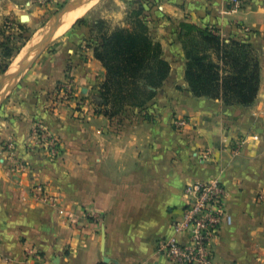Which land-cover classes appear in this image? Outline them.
Masks as SVG:
<instances>
[{
  "label": "crops",
  "instance_id": "crops-1",
  "mask_svg": "<svg viewBox=\"0 0 264 264\" xmlns=\"http://www.w3.org/2000/svg\"><path fill=\"white\" fill-rule=\"evenodd\" d=\"M142 1L136 9L145 8L150 37L170 65L146 106L111 119L95 113L105 70L93 53L99 39L84 27L52 42L6 92L0 105V264H171L157 253V242L181 217L186 186L210 179L223 184L222 208L230 218L212 240L214 263L264 264V0ZM42 3L0 0V24L24 13L25 22L34 23ZM182 23L253 46L260 84L252 105L192 95L184 78ZM60 85H70L68 101L57 97ZM180 118L188 123L181 129L174 125ZM36 122L59 135L58 159L36 145ZM17 161L29 165V174L15 176ZM38 183H48L59 200L30 202L28 191Z\"/></svg>",
  "mask_w": 264,
  "mask_h": 264
},
{
  "label": "trees",
  "instance_id": "trees-1",
  "mask_svg": "<svg viewBox=\"0 0 264 264\" xmlns=\"http://www.w3.org/2000/svg\"><path fill=\"white\" fill-rule=\"evenodd\" d=\"M130 29L108 30L105 22L94 58L105 70L99 86L95 113L111 119L129 107L142 108L156 96L170 73L162 48L149 33L140 12ZM95 24V25H96ZM181 45L184 52V78L196 98L221 100L225 106H250L260 84L259 57L247 41L224 39L212 28L182 23Z\"/></svg>",
  "mask_w": 264,
  "mask_h": 264
},
{
  "label": "rangeland",
  "instance_id": "rangeland-1",
  "mask_svg": "<svg viewBox=\"0 0 264 264\" xmlns=\"http://www.w3.org/2000/svg\"><path fill=\"white\" fill-rule=\"evenodd\" d=\"M91 1L93 0H56V2L44 0V3H42L45 5L44 9L38 13V17L34 23L28 24L18 17L3 20L0 24V86H5L9 83L12 76H15L17 79L21 77L20 72L25 66V61L37 55L38 45L40 43L42 44L40 51L41 55L52 42L76 28L81 29L84 27L91 29L92 35L98 37L100 30L103 28L102 24H96V22L100 20L105 22V27L108 30L117 28L130 29L134 17H136L135 13L140 12L139 18L146 22L145 18L147 15L144 14L145 8L142 13L139 9H136V7L139 8L140 4H143V7L145 6L146 3H143L142 0H140L142 3H138V5L136 0H95L84 15L77 19L64 34L55 36L56 34L54 33L52 37L43 39L45 34H48L54 29L61 11L66 8V12H68L81 3L84 4V2L89 3ZM47 3H49V5H46ZM156 6L154 2L150 5L147 4L146 8L149 9L147 12L153 11ZM120 14L122 16L119 17L118 15ZM23 17H27L25 13ZM15 84L16 82L12 84L10 88ZM4 97L5 89L4 87H0V105ZM47 156L50 160L54 161L61 155L52 157L47 154ZM17 163H21L22 168L17 169ZM17 163L15 169L13 168L12 171L16 177L20 178L24 173L29 172V165L21 161H17ZM37 187H46L48 191H51L48 183H38L29 189L28 196L30 192ZM51 195H53L54 199L57 201L59 197L58 194L51 193ZM29 201L39 202L33 199H29Z\"/></svg>",
  "mask_w": 264,
  "mask_h": 264
},
{
  "label": "built area",
  "instance_id": "built-area-1",
  "mask_svg": "<svg viewBox=\"0 0 264 264\" xmlns=\"http://www.w3.org/2000/svg\"><path fill=\"white\" fill-rule=\"evenodd\" d=\"M56 95L59 99L68 101L72 95L70 85L58 86ZM174 125L181 129L188 123L180 118ZM32 137L36 145L49 156L60 155L62 143L59 136L48 130L41 122L34 123ZM239 145L235 146L234 154L239 153ZM19 168H22L21 163H17V169ZM184 193L187 196V203L182 215L171 222L172 234L157 242L156 251L171 264H215L212 240L224 219L230 221L222 208L224 186L219 179H210L187 185ZM28 197L48 204L56 203L46 187L33 189ZM258 198L263 197L260 195ZM180 235L185 236L184 242L178 239Z\"/></svg>",
  "mask_w": 264,
  "mask_h": 264
},
{
  "label": "bare ground",
  "instance_id": "bare-ground-1",
  "mask_svg": "<svg viewBox=\"0 0 264 264\" xmlns=\"http://www.w3.org/2000/svg\"><path fill=\"white\" fill-rule=\"evenodd\" d=\"M94 1L95 0L89 3L84 2V4L81 3L74 9L69 10L60 21L59 27L57 29L58 31L56 30L57 33L55 32V36L64 34L77 19L81 18L84 15V13L93 4Z\"/></svg>",
  "mask_w": 264,
  "mask_h": 264
},
{
  "label": "water",
  "instance_id": "water-1",
  "mask_svg": "<svg viewBox=\"0 0 264 264\" xmlns=\"http://www.w3.org/2000/svg\"><path fill=\"white\" fill-rule=\"evenodd\" d=\"M66 13H67V12H66V8H65L63 11L60 12V16L58 17V21L55 23V27H54V29H53L52 31H50L48 34H45L44 37H43V39L50 38V37H52V36L54 35V33L56 32V30H57L58 27H59V24H60V21H61L62 17H63ZM22 20H23V21H26L27 18H26V17H23ZM41 47H42V44L40 43V44L38 45V53H37V55L34 56V57H32V58H30V59H27V60L25 61V66H24V68L21 70V72H20V76L24 75V74L30 69V67L32 66V64L35 62L36 58L40 55ZM17 74H18V73H17ZM20 78H21V77H20ZM20 78L17 79L15 76H12L11 79H10V81H9V83H7L5 86H0V87H4V89H5V94H6V92L9 90L10 86H11L12 84H14L15 82H17L18 80H20Z\"/></svg>",
  "mask_w": 264,
  "mask_h": 264
}]
</instances>
